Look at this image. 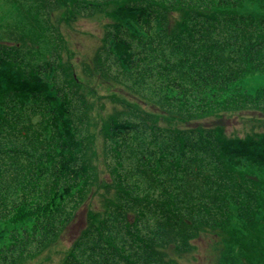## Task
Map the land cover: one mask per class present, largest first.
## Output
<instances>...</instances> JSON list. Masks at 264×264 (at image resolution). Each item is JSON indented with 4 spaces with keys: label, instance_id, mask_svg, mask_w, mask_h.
<instances>
[{
    "label": "trees",
    "instance_id": "1",
    "mask_svg": "<svg viewBox=\"0 0 264 264\" xmlns=\"http://www.w3.org/2000/svg\"><path fill=\"white\" fill-rule=\"evenodd\" d=\"M255 74L264 0H0V264H264Z\"/></svg>",
    "mask_w": 264,
    "mask_h": 264
},
{
    "label": "rangeland",
    "instance_id": "2",
    "mask_svg": "<svg viewBox=\"0 0 264 264\" xmlns=\"http://www.w3.org/2000/svg\"><path fill=\"white\" fill-rule=\"evenodd\" d=\"M81 34H78V33ZM99 27L95 22H81L76 27L75 38L78 42V47L81 51L86 49L89 51L93 46V40L90 35H98ZM80 43V44H79ZM243 90L254 93L257 89L264 87V74H255L247 76L243 79L242 83ZM111 110V107H110ZM263 120V121H262ZM222 123L225 127L227 134L238 135L244 137L251 133H264V118L259 113L252 111H245L238 114L225 115ZM87 208H84L77 216L76 222L71 225L67 232L64 240V246H69L73 241L74 237L82 229L85 223V212ZM197 250L191 255L186 256L181 263L182 264H208L211 260L210 248L207 239H201L195 242ZM50 256L54 255V263L57 264L60 256L56 253H50Z\"/></svg>",
    "mask_w": 264,
    "mask_h": 264
}]
</instances>
